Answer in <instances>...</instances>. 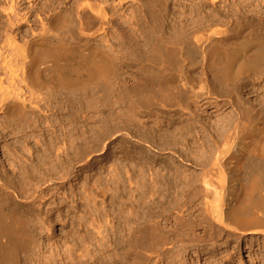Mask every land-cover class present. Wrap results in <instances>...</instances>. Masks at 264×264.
I'll return each mask as SVG.
<instances>
[{
	"label": "bare ground",
	"instance_id": "obj_1",
	"mask_svg": "<svg viewBox=\"0 0 264 264\" xmlns=\"http://www.w3.org/2000/svg\"><path fill=\"white\" fill-rule=\"evenodd\" d=\"M127 1L89 2L86 9L99 18V50L54 43L46 35L20 49L22 59L9 76L14 80L20 72L29 83V102L20 89L0 87V111L22 122L40 111L41 96L69 100L99 89V133L82 136L99 140L100 155L108 153L109 141H120L126 158L96 179L93 190L71 189L61 199V186L78 176L72 164L85 160L88 166L91 151L78 147L74 159L67 143L75 134L52 137L30 170L37 174L24 169L33 189H20V195L27 210L47 206V214L80 197L88 211L67 202L79 215L72 225L92 230L78 239L70 234L62 244L38 242L30 224L36 221L37 236H50L54 220L8 214L4 206L15 212L16 205L6 195L0 202V264H187L190 251L212 258L243 245L264 249V13L230 9L224 28L215 18L204 27L198 8L185 11L180 3L171 12L169 0ZM109 4L122 22L115 24L117 37L110 35ZM188 18L191 23L181 20ZM52 21L53 27L59 23ZM245 93L256 99L246 101ZM20 132L27 136L26 127ZM230 255L207 264H228Z\"/></svg>",
	"mask_w": 264,
	"mask_h": 264
},
{
	"label": "rangeland",
	"instance_id": "obj_2",
	"mask_svg": "<svg viewBox=\"0 0 264 264\" xmlns=\"http://www.w3.org/2000/svg\"><path fill=\"white\" fill-rule=\"evenodd\" d=\"M95 1L96 0H0V87L2 86L5 91H14L18 88L20 89V91H23L24 99H26L28 102L31 100V95L29 93L30 89L28 88L29 83L27 81V83L22 82L24 78L22 79L23 76H21L20 72L17 73L18 76L16 77V79L12 80L9 76L10 69L15 67V65L19 63V60L22 59L21 52H24V45H26L27 43H33L44 35H46L47 38L54 43H57V41H63L68 46H73L74 44L80 46L89 44V47H93L99 50V18L91 14L89 8L86 9L87 6L90 5V3H93L92 5H96L94 3L99 0H97L96 2ZM181 1L169 0L170 11H177V5H179L180 3L184 7L185 11L192 12L193 10H196L198 8L196 11L200 10L202 12V15H200V17L198 18V20L201 18V20H199L201 21L199 22L201 23L200 26H208L209 23L214 24L217 21L216 23L218 24V26H222L220 28H224L225 23H229L228 21H230V19L226 18L225 16V13L230 9L237 10L241 9L242 7H246L247 11L251 10L253 12L257 9L256 11H262L264 13V4L260 3L261 0H250V2L244 3V0H217L218 2L216 4H213L211 2L206 3L203 0ZM128 2L129 4H131V0H128L127 3ZM127 3L125 5V10L127 9L129 11V7L131 8L132 6L129 4L127 5ZM192 4L194 6H192ZM110 6V4L107 6V11L111 13L109 16L111 21L109 29L110 35L114 36V33L119 32L116 25H118L119 23L122 24V22L118 23L119 20L117 21V18L113 16L112 12H110L113 9V7H111L110 9ZM181 11L183 10L181 9L180 12ZM215 12H219V16L217 14L219 18L216 17ZM210 15L211 18L209 17ZM212 15H215V17H213ZM54 17L59 19V23L55 25L56 27H53L52 24V19ZM172 17L173 16L171 15V19L175 20V18L173 17V19ZM220 17L222 18L221 20ZM213 18H215L216 21L213 20ZM181 20L185 21L183 23H191V18H188L187 21L184 19ZM181 20H179L178 22H180ZM218 21L220 24L218 23ZM113 25H115L116 27ZM180 25H182V22L180 23ZM236 32L232 30L233 34H231L235 35ZM115 36L117 37L119 36V34ZM81 42L83 44H81ZM81 47L83 48V46ZM20 49H22L23 51L20 52ZM91 88L92 87H89L88 89L90 91L80 94L82 98L80 96H77L78 98L76 96H72L69 100H67V97H65L64 94H60L57 97V100L53 101L49 97L47 98L46 96H41L39 98L40 101L38 100L40 111L36 115L28 113V115L24 117L23 122L20 117L13 120H8L0 111V202L9 195L11 197V203H13V205H16V210H14L15 212H13L12 210L13 207L11 208L9 206H4V209L8 214H13V216H24L28 220H31V218L35 215H37V217L39 218L46 216L45 214H47L46 211L48 209L47 206L42 208L38 205H35V210L33 209L35 212H30L29 210H27L28 205H26L27 201H25L26 196L23 198L20 194L22 190L33 189L31 186L32 183L30 182V184L29 181L27 182L25 178L26 176L24 177V171L27 169L26 171L29 170V172L31 173L32 171L30 170H34V168L32 167L41 162L42 154L47 147V143L49 144L52 140V137L62 135L63 132H67L68 134H75L76 140L81 137L77 141L74 138H72L73 141L70 139L68 142L72 141V144L67 143V146L71 147V149L69 150L70 153H72L71 155L74 159H76L77 157L74 156V154L77 155L76 152L78 150L76 149H78V147H81L82 150L85 149V151L87 152L91 151L89 154L90 158L87 160L89 164L88 166H85V160L84 162L81 161V163L75 161V163L72 164L74 167L73 169H75V174H78V176L75 178L72 176L71 182L63 184L61 186L62 189L59 196L61 199H64V195L66 193H70L71 189L76 191V193H80L84 190V188L87 189V187L94 186L96 179L99 180L100 177L105 178V174L107 175L108 171L112 170L111 167L115 163H122V161L126 159L123 155H121V153H119L121 149L120 147H122L120 141H109V143L107 144L109 148L108 153L106 155H100L99 147L97 146L99 145V140H96V138L89 139L90 137L82 136L85 132H89L90 134L91 132L96 134L99 133V89H96V91L92 90ZM244 99L246 101L252 102L256 99V97L254 98L253 96H248L245 93ZM214 111L215 110H213V112ZM28 119L29 124L26 123V120ZM30 125L32 126L33 130L29 128ZM23 126L26 127V137H24V135L20 132ZM74 142L78 145L77 146L74 144L77 148L73 147ZM68 144H70V146ZM91 146H93V149L91 148ZM53 152L55 154L56 151ZM125 162L127 161H124L123 164L126 165ZM33 174L35 176L37 173ZM20 189L22 190L20 191ZM90 190H93V187L90 188ZM63 192L66 193L63 194ZM71 199L72 198H70V200ZM70 200H68L67 202L71 204V207H75V205L77 206L80 204V210L87 213V205L89 204L87 201H84V199L80 200V197L78 199L75 198L76 203L72 205L73 202L72 200ZM66 203L64 202L65 205L59 204L60 211L57 204L50 207V209H52L53 211L52 213L50 212V214L47 215L54 220V223L51 227L52 231L50 236L47 233H44L43 235H41V237L37 236L39 229L38 226H35L36 221H33L30 224L31 233L34 237H36V239H38V242L48 243L47 241L52 239L54 241L53 243L58 242V244H62L67 241V238H70V234L71 237H75L78 239L79 236L84 235L85 232L88 231V229L92 230V227L89 228L84 226L85 228H83V226L80 227L79 225H72V219H76L79 215L77 216L76 214L77 210L74 212L75 209H71L68 203ZM109 204L110 200L108 199V205ZM61 214H63L62 218L60 217ZM83 216L84 215H82V217ZM88 218H90V216ZM32 220H34V218ZM222 252L224 254H226L227 252L231 253L230 262L228 264H264V249H261L260 247L250 249L245 245H243V250L240 251L221 250L214 255L215 258H210V256H207V253L198 254L195 251H190L186 256V258L188 259H186L185 262H188L187 264H207L209 262H214V260L221 259L219 256L221 255L222 257ZM122 259H124V256ZM125 259L123 260L124 262L126 261ZM129 262L130 264H133V261Z\"/></svg>",
	"mask_w": 264,
	"mask_h": 264
}]
</instances>
